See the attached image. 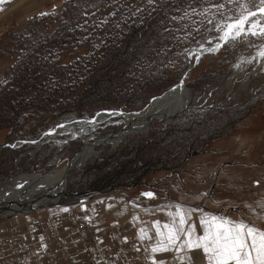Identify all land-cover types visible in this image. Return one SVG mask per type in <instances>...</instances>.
I'll return each instance as SVG.
<instances>
[{
  "label": "rangeland",
  "instance_id": "obj_1",
  "mask_svg": "<svg viewBox=\"0 0 264 264\" xmlns=\"http://www.w3.org/2000/svg\"><path fill=\"white\" fill-rule=\"evenodd\" d=\"M62 1L0 0V94L3 96L0 99V174L6 175L7 172L15 169L24 173L31 172L32 166L35 167V173L25 174L40 175L67 168L66 179L50 188L52 192L61 189L63 195L55 202L56 204L37 208L47 212L57 211L58 205L78 207L80 201L88 199L98 191L120 192L122 189L139 188L144 181L157 182L158 172L168 171L158 168L159 155L157 153L169 151L166 150V140L159 138L165 134L163 132H167V127L176 116L170 121H167V118L152 119L147 129L139 133L127 134L116 145L94 143L92 150H96L95 153L88 156L78 167L70 166L72 157L82 150L85 139L92 140L90 135L71 140L61 148L54 141L43 142L38 149L35 147L32 141L44 139V133L54 128L64 115L73 114L87 118L93 117L99 111L111 110L133 114L131 112L140 111L148 103L138 110L104 107L93 113L89 109L83 108L82 111H79L71 106L59 111H50V118L33 121L36 115V110L33 107H37L36 104L48 101L55 88L60 89L58 92L65 94L74 84L77 85L81 80L85 81L91 72L90 67L97 63L103 53V46L112 39L114 40L117 34L121 35L131 21L130 18L147 8V2L154 3L157 0H129L120 4L107 0L78 22L74 28L76 29L75 34L70 37L68 42L61 46L49 45L40 55L32 58L31 53L29 54L32 41L25 40L24 34L29 19L39 12L60 11ZM250 1L253 0H196L194 6L182 5L175 11L176 17L186 18V26L181 34V40L187 39L192 42L187 49H178L174 52L183 53L184 58L181 59L180 65L178 59L170 60L171 65L175 66V68L173 67L174 74L181 70L182 61L186 62L182 73L180 72V75L176 76L178 82L186 72L188 65L193 61L194 55L189 59L188 50L193 46L217 40L225 23L237 19L240 13L251 8L245 7ZM232 6L241 10L236 17L224 20V22L218 19V17H223V14ZM250 21L264 24V15H256L250 18ZM218 25L221 27L218 28ZM214 30H217V33L213 36ZM18 41L30 43L25 47H20ZM263 42L264 35L242 33L236 39L225 42L230 54L234 55L228 57L229 61L223 66L216 65L217 59H220L217 56L219 49L217 52L205 56L202 61L199 60L197 66H194L195 69L192 68L193 76L196 79L194 84H189L188 76L185 78L186 87H189L195 96L192 107L210 105L221 110L218 114L224 115L230 114V112L235 114L238 110L241 111L239 114L242 116L230 130L213 139L206 148L198 152L191 149L188 151V156L171 170L187 167V172L180 173L182 178L166 177L167 180L163 182L167 188H180L186 192L195 191L203 184L207 192H213L214 196L224 199L228 206L237 207L243 215L246 214V207H254L249 210L255 214L257 219H264V59L255 67L251 66L243 75L234 78H230V65L241 55L250 54ZM31 59L38 64L37 68L28 67ZM177 65L179 67L176 70ZM205 68L212 73L218 72L217 74L213 73V76L210 74L199 78L200 72ZM35 79L41 83L33 84L36 82ZM211 81L214 82L207 84L205 88L202 87ZM14 82H25L22 85L24 90L13 91L10 89ZM178 82L174 85H177ZM77 91L75 89V92ZM72 96L74 97V94ZM257 96H260L261 99ZM255 97L258 99L253 102L251 99ZM10 99L12 101L8 103L7 101ZM103 101L99 94H95L87 106L88 108L93 107ZM245 102H249L250 105L244 109L232 110ZM9 109L11 111L7 112ZM25 109L27 113L32 112V115L24 113ZM245 109V113H242ZM42 112L47 114L49 111L43 107L37 109V113ZM238 116L240 117V115ZM118 119L114 118L112 121L101 123L94 133L106 136L107 133L117 131L114 135L108 136V138H116L118 130L124 124V122L117 123ZM42 126L44 127L40 130ZM20 128L24 130L21 134L16 132ZM60 138H65V136L62 135ZM173 140H167V144ZM4 142H7L8 145L1 146ZM134 144L136 150L129 151L128 147ZM33 151L35 152L33 153ZM153 155L154 157H152ZM197 160H202V163H197ZM2 163L7 167L2 166ZM126 169V174H119L121 170ZM194 169H197L198 174L193 172ZM215 170L218 174L220 173L218 181H213ZM191 173H194V176L196 173L198 179L188 178L192 175ZM106 177H110L109 180L112 182L101 184L102 179ZM9 189L4 181L0 183V191ZM42 189L34 192L28 198L20 200L19 203H31L46 196V190L49 188ZM11 205L15 206L17 202H12ZM36 211L33 209L28 212L2 213L0 214V224L15 227L24 220H28L31 214Z\"/></svg>",
  "mask_w": 264,
  "mask_h": 264
},
{
  "label": "trees",
  "instance_id": "obj_2",
  "mask_svg": "<svg viewBox=\"0 0 264 264\" xmlns=\"http://www.w3.org/2000/svg\"><path fill=\"white\" fill-rule=\"evenodd\" d=\"M105 1L107 0H63L60 11H44L34 14L29 19L28 27L24 32L25 40L32 41L29 47V54L31 53L32 58H36L47 46H61L68 42L70 37L75 34L76 29L74 28L78 22L86 17L87 13L95 11V8L103 5ZM111 1L112 3L120 4L129 0ZM195 3L196 0H157L154 3L147 2L148 6L144 11L139 14L136 13L130 18L131 21L127 24L125 31L121 35L117 34L114 40L112 39L108 44L103 46V53L99 57V60H97V63L90 67L91 72L89 75L87 74L86 80H81L77 85L74 84L65 94L58 92L60 89H53L48 101L38 103L36 104L37 107H33L36 110L33 121L50 118V111H59L70 108L71 106H74L79 111H82L83 108L89 109L91 113L104 107L138 110L149 102L150 98L162 94L169 87L171 88L172 85L178 82V77L176 76L180 75V72L182 73L186 62L183 60L181 70L174 74L173 67L175 68V66L171 65L170 60H173V58L178 59L180 65L181 59L184 58L182 56L183 53L178 54L174 52L178 49H187L192 44L187 39L185 41L181 40V34L184 32L186 26V18L176 17L175 11L182 5L192 7ZM260 5V0H253L245 7L252 8ZM240 11V8L232 6L230 10H227L223 14V17H218V19L224 22V20L236 17ZM89 15L91 16L93 14ZM216 33L217 30L213 33V36ZM18 42L21 45L20 47H25L30 43ZM226 43L220 48L217 54L220 59H217L216 65H219V67L229 61L228 57L230 58L234 55L233 53L230 54ZM205 56H209V54H205L200 61ZM179 65H177L176 70ZM37 66L38 64L34 63L32 59L31 63H28L29 68H37ZM193 69L188 75L190 85H193L194 81H196L193 76ZM217 72L213 73L217 74ZM213 73L205 68L200 72L198 77L200 78V76L210 74L213 76ZM34 81L36 82L32 83L35 85L41 83L37 82V79ZM212 82L214 81L206 83L202 87L205 88L207 84H212ZM130 83L132 84L129 85ZM24 84L25 82H14L10 89H13V91H22L24 90L22 87ZM163 84L164 86L162 87ZM75 89L78 91L75 92ZM4 92L7 93L6 91ZM73 94L74 97L72 96ZM95 94H99L101 100L104 101L88 108L87 104L91 102ZM2 97L0 94V99ZM257 97L261 99L260 96ZM257 97L251 100L253 102L257 101ZM11 99L7 102L10 103L12 101ZM251 100L248 101L251 102ZM249 102L240 104L232 108V110L237 108L244 109L250 105ZM40 107L47 109L49 112L47 114H44V112L37 113V109ZM9 111L11 110H7V112ZM245 111L246 109L242 113H245ZM23 112L27 113L26 109ZM220 112L221 110L218 108L203 105L198 107L193 106L176 115L167 127V132H163L165 134L159 138L160 140H166V150L168 149L169 151L157 153L159 155L157 159L158 168L170 172L188 156L190 149L198 152L206 148L209 142L230 130L233 124L242 116L239 114L241 111L238 110L235 114L230 112L227 115L218 114ZM31 113L29 112L27 114L32 115ZM16 132H20L21 134L24 130L20 128ZM170 139L174 140L167 144V140ZM135 146L134 144L128 147L129 151H135ZM1 165L7 167L4 163ZM126 171L127 169L121 170L119 174H126ZM109 179L110 177L102 179L101 184H109L112 182Z\"/></svg>",
  "mask_w": 264,
  "mask_h": 264
},
{
  "label": "crops",
  "instance_id": "obj_3",
  "mask_svg": "<svg viewBox=\"0 0 264 264\" xmlns=\"http://www.w3.org/2000/svg\"><path fill=\"white\" fill-rule=\"evenodd\" d=\"M197 163H202V160H197ZM186 168L158 172L157 182L144 181L139 188L122 189L120 192L98 191L88 199L80 201L78 208L94 209V220L98 228H105L116 222L131 225L129 230H125L124 239L130 238L140 247L146 257L145 264H207L202 250H188L186 247H181L185 238L183 233L180 234L181 238L175 245L168 246L169 250L152 251L154 247L160 246L162 240L157 235V227L161 231H166L163 226L173 223L178 208L185 215V229L189 225L194 226L197 236L204 233V226L200 221L212 217L243 221L247 225L264 230V219H257L249 210L254 207H246V214L243 215L237 207L228 206L224 199L214 196L213 192H207L203 184L192 192H186L180 188L170 189L164 185L166 177L182 178L180 173L187 172ZM193 172L198 171L194 169ZM196 173L195 176L191 173L192 175L188 178L197 180L198 173ZM219 178L220 173L218 174L215 170L213 181H218ZM146 193L152 195H144ZM145 199L152 200V205L148 208L143 207ZM164 243L166 244L167 241L165 240ZM177 248L181 250L178 252Z\"/></svg>",
  "mask_w": 264,
  "mask_h": 264
},
{
  "label": "built area",
  "instance_id": "obj_4",
  "mask_svg": "<svg viewBox=\"0 0 264 264\" xmlns=\"http://www.w3.org/2000/svg\"><path fill=\"white\" fill-rule=\"evenodd\" d=\"M151 205V199L143 200L144 208ZM35 210L21 226L0 224V264L146 263L134 240L124 239L129 224L98 228L92 208L58 205L55 212Z\"/></svg>",
  "mask_w": 264,
  "mask_h": 264
},
{
  "label": "bare ground",
  "instance_id": "obj_5",
  "mask_svg": "<svg viewBox=\"0 0 264 264\" xmlns=\"http://www.w3.org/2000/svg\"><path fill=\"white\" fill-rule=\"evenodd\" d=\"M255 23H257L258 25H264L259 22ZM249 26V24L245 25L244 34H250V32L247 31ZM255 31L259 32V27H257ZM221 33L223 35V31H221ZM262 51H264V42L260 46L255 48L250 54L241 55L236 61L231 63L230 78L243 75L251 66L252 68L255 67L262 59H264V56L259 55V53ZM192 55H194V53L191 54V57ZM161 96L162 95L157 97V99L154 100L144 111H141V109L136 113L131 112L133 114L111 110L99 111L93 117L87 118H81L73 114L64 115L61 118V121L58 122L54 128L49 129L46 133H44V139L36 140V147L38 149V147L43 142L54 141L58 145V147L61 148L71 140L83 137L85 135H90L92 140L85 139L82 150L72 157L70 166L78 167L79 164L83 163L84 160L88 158V156L95 153L96 150H92L94 143L100 142V144L111 143L113 145H116L127 134L136 133L144 129L145 124L152 119L161 120L171 117L178 109H181L188 104H193V101H195L194 94H192V92L186 86L176 87L175 89L167 92L164 96ZM114 118H119L117 123L124 122V125L126 126L124 129H122V131L118 130L119 132L116 138H108V136L114 135L117 131H115V133L113 134L109 133L106 136L96 135L94 133L101 123L112 121ZM62 135H64L65 138H60V136ZM34 152L35 151H33V153ZM66 170L67 168L63 170H54L52 172L40 175L25 174L35 172L24 173L19 170L0 176V183L4 181L7 187L10 188L7 191H0V214L9 213V209L11 207L12 210H17L19 209L18 207H27L40 203L42 201L46 202L50 198L62 195L63 192L61 189L52 192L50 188L66 179ZM18 184L20 185L18 186ZM44 187L49 188V190H46V196H41L42 198L36 199V201H33L31 203H19L20 200L30 197V195L34 192L43 190L42 188ZM15 201L17 202V205H11V203ZM23 222L21 224H17V226L23 225Z\"/></svg>",
  "mask_w": 264,
  "mask_h": 264
},
{
  "label": "snow or ice",
  "instance_id": "obj_6",
  "mask_svg": "<svg viewBox=\"0 0 264 264\" xmlns=\"http://www.w3.org/2000/svg\"><path fill=\"white\" fill-rule=\"evenodd\" d=\"M264 5V0H260ZM264 15V6L258 9ZM257 12H247L238 19L225 23L222 26V40L236 39L245 32V25L249 24L248 32L252 35H264V25L250 21ZM218 28L221 26L218 25ZM259 27V32L255 29ZM259 55L264 56V51ZM144 195L151 196V193ZM159 222H157L158 224ZM185 215L177 209L172 224H165L166 231H161L157 227V235L162 238L160 246L154 247L153 252L167 251L168 246L175 245L180 240V234H184L181 247L188 250L200 249L205 254L207 264H264V230L257 229L245 224L243 221H230L212 217L202 219L201 225L204 226L203 235H195V227L189 225L186 229ZM167 241L165 244L164 241ZM178 252L180 248L176 249ZM183 259V257H181Z\"/></svg>",
  "mask_w": 264,
  "mask_h": 264
},
{
  "label": "water",
  "instance_id": "obj_7",
  "mask_svg": "<svg viewBox=\"0 0 264 264\" xmlns=\"http://www.w3.org/2000/svg\"><path fill=\"white\" fill-rule=\"evenodd\" d=\"M264 5H261L260 7H262ZM260 7H256V8H250L242 13H240L237 17V19L241 16V15H244V14H247V12L251 11V12H257V15H259V11L258 9ZM228 23V22H227ZM222 37V33L220 34L219 38L217 40H214L208 44H199V45H196V46H193L191 47L188 52H187V55L189 57V59H191V54L194 53V57H193V61L188 65V68L186 70V72L183 74L182 78L180 79V81L178 82L177 85H174L172 86L171 88H169L168 90L164 91L162 93V96H164L167 92L175 89L176 87H184L186 86V82H185V78L188 76L190 70L198 63V61L200 60V58L205 55V54H210V53H215L217 52L225 42L227 41H224L221 39ZM230 40V39H229ZM190 91L191 89L189 87H187ZM192 92V91H191ZM193 94V93H192ZM161 96V97H162ZM157 97L159 96H156V98H151L150 101L144 106V108L141 110V111H144L147 107H149V105L157 99ZM192 107V104H188L186 106H184L183 108L181 109H178L171 117H168L166 120L167 121H170L175 115H177L178 113H181L182 111L188 109V108H191ZM150 121L148 123L145 124L144 126V129L140 130L139 132L141 131H144L145 129H147L148 125H149ZM126 126L123 124L121 126V128L119 129V131H122V129H124ZM139 132H136V133H139ZM115 132H110V134H113ZM108 134V133H107ZM34 144H35V147H36V140L32 141ZM8 145L7 142H4L1 144V146H6ZM37 148V147H36ZM35 167L32 166V170L31 172H35ZM14 171H19L18 169H15V170H12L10 172H7L6 174H9V173H12ZM5 174H0V176H3ZM63 195V194H62ZM61 195L57 196V197H53V198H50L48 201L46 202H40V203H37V204H34V205H31V206H27L28 208L26 207H18L19 209L17 210H12V207L9 209V213H16V212H28L30 210H33V209H37V208H40V207H43V206H48V205H52L53 203H55L56 201H58L59 197Z\"/></svg>",
  "mask_w": 264,
  "mask_h": 264
}]
</instances>
